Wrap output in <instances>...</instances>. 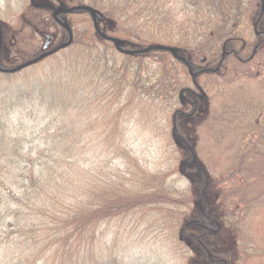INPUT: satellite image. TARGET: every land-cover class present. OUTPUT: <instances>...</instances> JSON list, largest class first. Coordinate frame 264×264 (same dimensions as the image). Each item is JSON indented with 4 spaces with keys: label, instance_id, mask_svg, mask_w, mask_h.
Here are the masks:
<instances>
[{
    "label": "trees",
    "instance_id": "obj_1",
    "mask_svg": "<svg viewBox=\"0 0 264 264\" xmlns=\"http://www.w3.org/2000/svg\"><path fill=\"white\" fill-rule=\"evenodd\" d=\"M2 1L7 9L0 7L5 50H0V68L15 70L27 63L36 67L47 61L58 68L50 70L44 81L12 82L0 89V264H122L116 256L100 255L97 233L106 223L146 206H163L174 217L188 264H233L235 253L242 256L244 248L234 252L224 239L228 220L221 216L214 196L222 180L202 166L194 135L182 125L199 117L200 106L220 89L208 86L204 78L235 75L259 61L264 53V0H49L64 9L86 6L94 11V16L74 10L58 17L63 24L64 17L87 19L81 27L67 21L71 44L69 33L54 20L47 4ZM52 28L60 39L44 55L33 34L35 29ZM26 48L31 51L17 64L5 65L6 51ZM148 68L150 80L145 79L150 76ZM18 71L0 74L9 79ZM164 75L169 92L178 85L175 95L164 96L168 103L163 102L166 111L171 109L172 136L179 142L177 171L188 184L184 193L174 191L173 197L167 179L151 178L148 184H154L145 188L128 180L106 181L99 175L102 166L87 170L98 154L93 158L87 151L101 145L97 133L105 136L110 129L121 135L108 116L122 111L114 110L121 108L127 95L152 96L161 102ZM151 80L153 93L148 92ZM102 105L112 110L98 111ZM256 127L264 145L261 128ZM90 133L97 140L89 142ZM250 157L246 153L239 157L235 173L226 172L228 178L255 167L263 172L264 159L256 155L253 162ZM247 179L243 188H230L233 194L227 188L221 192L229 193L226 199L236 196L242 204L254 205L256 193ZM142 180L144 185L148 176ZM167 203L169 208L164 207Z\"/></svg>",
    "mask_w": 264,
    "mask_h": 264
},
{
    "label": "rangeland",
    "instance_id": "obj_2",
    "mask_svg": "<svg viewBox=\"0 0 264 264\" xmlns=\"http://www.w3.org/2000/svg\"><path fill=\"white\" fill-rule=\"evenodd\" d=\"M35 2L40 5L47 4L53 12L61 7L49 0H36ZM5 5L2 1L1 11L7 9ZM3 17L6 20L5 23L12 24L7 21L10 17L5 15ZM68 20L75 23L73 26L81 27L88 24L87 19L82 16L64 17V24L68 25ZM57 29L59 30L58 27ZM56 33L54 28L48 32L35 29L33 36L38 42V49L42 50L44 47L46 35H53L57 42L60 38ZM13 45L14 40L12 39L10 46ZM31 48H26L22 52L9 53L12 49L6 51L8 55L6 54L3 58L5 65L17 64L20 61L19 57L25 56ZM53 48L54 46L50 48V51ZM0 50L5 51L3 48ZM47 60L48 58L45 59ZM44 65L40 64L36 67L33 65L19 70L13 77L18 78L15 81H12L13 78L7 79L6 76L0 74V89L8 87L12 82L16 84L22 81L21 84H23L26 81V84L30 85L44 81L52 73L50 70L58 68L55 62L47 61ZM64 65L68 66V63ZM148 70L150 76L146 75L145 79L150 80L153 77L151 76L152 70L151 68ZM166 80L165 75L163 78L160 77L161 102L152 100V96H138L135 102L133 97L127 95L121 106L125 110L116 107L114 111L119 109L122 111H118L114 117L108 116L110 123L118 126V132L121 135L119 137L110 129H106L105 136L97 133L98 142L101 145L96 148L100 151L95 152L96 148H90L87 151V155L90 156L98 153L95 160L88 163L87 170L93 165L102 166L99 175L106 178V181L111 182L110 179L128 180L145 188L154 184L152 182L148 184L151 178H153L152 181L154 177L167 179L166 187L172 192L171 195L168 191L167 193L172 197L174 191L179 193L186 191L188 184L177 171L180 164L179 156L176 154L179 142L172 136L173 117L171 109L169 112L165 110L166 104L164 103L167 102L164 98L167 96L166 93L175 95L178 85L169 92L167 89L169 82L166 83ZM204 81L208 86H217L220 89L217 93H212L200 106L203 113L196 119H189L182 127L190 135H194L192 137L195 147L199 149V156L204 160L202 166L211 175L222 180L221 184L216 185L214 196L220 203L221 216L228 220L225 228L229 231L227 233L226 230L227 236L224 239L234 252L244 248L242 256L235 253L233 264H264V171L255 167L252 171L237 174L235 178L230 174L228 178L226 173L237 167V160L244 153L246 156L251 155L250 158L255 159H252L253 162L258 157L264 159V145L256 129L257 125L260 126V137H264V53L258 62L240 68L235 75L216 79L204 78ZM149 84L148 92L153 93L155 90L152 87V80ZM132 100L133 104L130 102ZM106 104L108 105V101ZM96 109L105 111L111 108L102 105ZM106 112L107 115L110 113ZM99 120L102 121V118ZM86 136L89 142L96 139L92 133ZM119 152L124 157L119 155ZM232 173L235 171L233 170ZM144 174L148 176V180H145L143 185ZM248 177L251 178L248 180ZM246 179L256 193L254 194L256 195L255 206L250 202L242 204L236 196L226 199L229 193L221 192L223 188H243L246 186L244 184ZM231 189L229 192L233 194ZM216 191L220 194L216 195ZM260 192H262V199L259 197ZM246 200L247 198H244V201ZM214 203V200L209 202L210 205ZM168 206L169 203L164 207L169 208ZM173 221L174 217L169 216L168 209L163 206L155 209L146 206L127 218L103 225L97 233L96 246L102 257L116 256L122 264H188L178 241L180 226Z\"/></svg>",
    "mask_w": 264,
    "mask_h": 264
},
{
    "label": "water",
    "instance_id": "obj_3",
    "mask_svg": "<svg viewBox=\"0 0 264 264\" xmlns=\"http://www.w3.org/2000/svg\"><path fill=\"white\" fill-rule=\"evenodd\" d=\"M74 10H76V11H88V12H90L93 16L95 15V13H94V11L91 9V8H89V7H78V8H74V9H63V8H57L55 11H54V15H53V18H54V20L55 21H59L58 20V16L59 15H63V14H67V13H69V12H71V11H74ZM95 25V27H96V23L94 24ZM63 27L66 29V31H68V33H71V31H70V28H69V26L68 25H63ZM71 35V34H70ZM45 39H46V43H45V46H44V48H43V50H46L48 47H49V45L51 44V41H53V37L52 36H50V35H47L46 37H45ZM107 40H109V41H111L113 44H115V45H117L118 47L122 44V42L120 41V40H116V39H107ZM72 42V37H71V39H70V43ZM162 49V48H161ZM171 54H174V51L173 50H168ZM25 66H27V65H25ZM25 66H22V67H20V69H22L23 67H25ZM1 72H3V73H9V72H11V71H3V70H0Z\"/></svg>",
    "mask_w": 264,
    "mask_h": 264
}]
</instances>
